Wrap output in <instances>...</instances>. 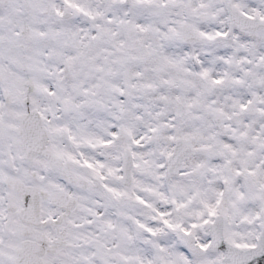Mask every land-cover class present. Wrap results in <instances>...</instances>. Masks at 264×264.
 Listing matches in <instances>:
<instances>
[{"label": "snow or ice", "instance_id": "1", "mask_svg": "<svg viewBox=\"0 0 264 264\" xmlns=\"http://www.w3.org/2000/svg\"><path fill=\"white\" fill-rule=\"evenodd\" d=\"M0 264H264V0H0Z\"/></svg>", "mask_w": 264, "mask_h": 264}]
</instances>
